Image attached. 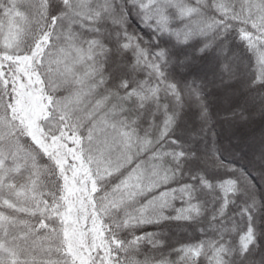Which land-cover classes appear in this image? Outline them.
Masks as SVG:
<instances>
[{
    "label": "snow or ice",
    "instance_id": "1",
    "mask_svg": "<svg viewBox=\"0 0 264 264\" xmlns=\"http://www.w3.org/2000/svg\"><path fill=\"white\" fill-rule=\"evenodd\" d=\"M0 264H264V0H0Z\"/></svg>",
    "mask_w": 264,
    "mask_h": 264
},
{
    "label": "trees",
    "instance_id": "2",
    "mask_svg": "<svg viewBox=\"0 0 264 264\" xmlns=\"http://www.w3.org/2000/svg\"><path fill=\"white\" fill-rule=\"evenodd\" d=\"M165 46H168L167 44ZM197 47V45H192L190 50H186L188 51V54L192 55L194 58L197 59V63H202L198 56L197 53L195 51V48ZM177 78H183L182 74L177 75ZM191 78V77H188ZM208 79H211V74L209 73ZM215 90H212V92H214ZM211 94V93H210ZM213 110L214 111H220L222 114H225L227 112V109L224 108L222 105H219L215 99L213 100ZM259 123V120L257 121ZM256 123V122H255ZM255 123H252V125H254ZM248 125L244 126V129L247 127ZM236 128H232L229 127V125L227 123H225L224 120L222 119H217L216 121V132H217V141L218 143H220L222 146L228 144L230 135L232 132L236 131Z\"/></svg>",
    "mask_w": 264,
    "mask_h": 264
},
{
    "label": "rangeland",
    "instance_id": "3",
    "mask_svg": "<svg viewBox=\"0 0 264 264\" xmlns=\"http://www.w3.org/2000/svg\"><path fill=\"white\" fill-rule=\"evenodd\" d=\"M258 121V120H257ZM261 124L260 122H256L254 125L249 124L245 128V132L249 134L248 139L250 142H254L256 146L259 145L260 139H261V132H260Z\"/></svg>",
    "mask_w": 264,
    "mask_h": 264
}]
</instances>
